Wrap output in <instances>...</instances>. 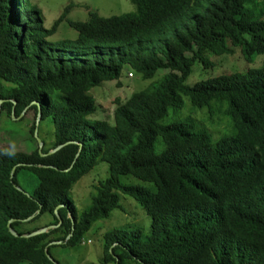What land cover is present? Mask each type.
<instances>
[{"label":"trees","instance_id":"trees-1","mask_svg":"<svg viewBox=\"0 0 264 264\" xmlns=\"http://www.w3.org/2000/svg\"><path fill=\"white\" fill-rule=\"evenodd\" d=\"M131 1L134 11H91L69 20L76 38L50 40L70 6L45 28L31 0H0V119L26 108L36 116L19 149L0 147V264L58 263L51 249L82 243L120 206L119 192L140 203L151 226L107 231L104 264H264V62L187 83L195 65H215L212 55L264 54V0ZM125 68L162 77L115 98L113 123L92 119L91 89ZM33 101L41 124L54 126L42 152ZM185 107L207 116L184 117ZM214 117L226 119L220 136L208 124ZM102 161L109 176L79 215L71 190ZM23 172L39 179L32 193L20 187ZM128 174L155 189L123 183ZM45 214L50 229L32 234Z\"/></svg>","mask_w":264,"mask_h":264},{"label":"rangeland","instance_id":"rangeland-1","mask_svg":"<svg viewBox=\"0 0 264 264\" xmlns=\"http://www.w3.org/2000/svg\"><path fill=\"white\" fill-rule=\"evenodd\" d=\"M36 4L43 18V26L45 28L52 27L54 21L63 13L65 7L70 6L67 17L61 21L57 31L49 37L50 40H59L65 38L74 39L77 37V30L69 24V20L86 21L91 11H96L102 16H111L131 12L136 9L135 4L131 0H31ZM211 59L215 65L208 69H203L199 65H195L191 74L187 78V83L193 85L195 82L205 79L222 72L245 71L249 67L258 66L264 62V54H255L251 59L245 58L240 48H236L232 54L215 56ZM132 69L125 68L121 77L116 80L103 81L100 85L91 89L96 96L99 105L96 115L92 119L108 118L111 123L114 122V109L116 104L115 98L120 97L123 100L128 99L135 91L149 87L152 83L157 82L162 74L157 73L152 78H142L140 74L129 75ZM188 106V105H187ZM197 107H185L182 115L184 117L193 116L197 119L206 118V110H199ZM204 111V112H201ZM33 111L22 115V117L8 118L6 115L0 119V147L20 148L19 137L26 139L31 124L35 121ZM215 122H208L211 132L215 136H220L226 129V119L220 118ZM39 120L38 136L42 141V146L52 147L53 130L52 124L45 120ZM14 137L18 142L14 143ZM27 143L29 146H27ZM25 146L33 147L30 140L27 139ZM53 150V149H52ZM51 151V150H50ZM90 172L86 173L79 179L71 190V195L75 201L78 214L80 215L85 209L90 207L92 196L96 193V186L109 176V167L107 162L98 163ZM121 181L125 184L144 185L152 190L155 185L151 182L136 178L130 174L122 175ZM20 187H23L28 193H32L39 183V179L30 172H23L19 177ZM120 193V206L110 212L107 217L101 218L94 222L90 230L84 235L83 242L76 246H55L51 249L54 258L58 260L55 264H104L103 263V245L104 234L114 228L124 229H142L145 232L150 230L151 216L145 212L140 203L132 196ZM51 220L49 214H45L31 226H37L40 229L49 230L50 227L45 226ZM55 228V227H51ZM22 264H32L23 261ZM112 264V263H108ZM136 264V263H131Z\"/></svg>","mask_w":264,"mask_h":264},{"label":"water","instance_id":"water-1","mask_svg":"<svg viewBox=\"0 0 264 264\" xmlns=\"http://www.w3.org/2000/svg\"><path fill=\"white\" fill-rule=\"evenodd\" d=\"M3 101H4L3 99H0V113H1V103H2ZM32 103H36V104H38V106H39V113H38V118H37V121H36V126H38V125H39V120H40L41 115H42L41 107H40V104H39L38 101H33ZM26 110H27V108L22 112V114L20 115V117H22V115L25 114ZM12 114H13V117H14V118H17V117L15 116L14 111H13ZM35 136H36V138H37V140H38V142H39V145H40V152H42L41 149L43 148V146H42V141H41V139H40L39 136H38V128H36V130H35ZM63 145H64V144L57 146L55 149L49 151V153H52V152L56 151L57 149H59V148L62 147ZM81 148H82V146H81ZM81 148H80V150H81ZM80 150H79V151H80ZM15 169H16V167L13 168V170H12V174L14 173ZM30 218H32V216H31ZM11 221H12V220H11ZM55 227H56V226H55ZM45 231H47V229L43 228V229H39V230L36 231V232H33L32 234L41 233V232H45ZM14 233L16 234L15 231H14ZM32 234H31V235H32ZM71 234H72V233H71ZM71 234H70V235H71ZM16 235H17V234H16ZM24 236H27V235H24ZM69 237H70V236H68V238H69ZM55 243H61V242H60V241H56Z\"/></svg>","mask_w":264,"mask_h":264}]
</instances>
